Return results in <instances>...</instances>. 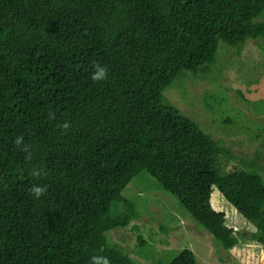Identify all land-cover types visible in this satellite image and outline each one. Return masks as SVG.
I'll return each mask as SVG.
<instances>
[{
    "label": "trees",
    "instance_id": "trees-1",
    "mask_svg": "<svg viewBox=\"0 0 264 264\" xmlns=\"http://www.w3.org/2000/svg\"><path fill=\"white\" fill-rule=\"evenodd\" d=\"M262 15L264 0H0V264H137L107 232L138 218L124 191L142 172L232 250L218 188L264 246L259 152L223 171L230 149L165 95L207 74L221 42L264 37ZM94 62L107 80L92 81ZM33 184L47 185L39 199ZM170 264L200 263L185 248Z\"/></svg>",
    "mask_w": 264,
    "mask_h": 264
},
{
    "label": "rangeland",
    "instance_id": "rangeland-1",
    "mask_svg": "<svg viewBox=\"0 0 264 264\" xmlns=\"http://www.w3.org/2000/svg\"><path fill=\"white\" fill-rule=\"evenodd\" d=\"M258 20L264 22V15ZM165 95L230 149V155L220 157L223 171L246 168L259 152L264 176V37L248 39L241 46L221 42L207 74L177 80ZM124 195L136 203L139 216L107 236L137 264H170L185 248L200 264H264V246L250 239L255 224L239 214L218 188L213 206L225 212L241 242L232 250L224 248L149 173L136 176Z\"/></svg>",
    "mask_w": 264,
    "mask_h": 264
},
{
    "label": "clouds",
    "instance_id": "clouds-1",
    "mask_svg": "<svg viewBox=\"0 0 264 264\" xmlns=\"http://www.w3.org/2000/svg\"><path fill=\"white\" fill-rule=\"evenodd\" d=\"M108 78V68L106 65H102L99 62H94V70L91 75V79L93 82H100L107 80ZM61 127L67 131L71 125L68 122H65ZM14 143L17 147L20 148L21 151H23L25 155L26 160L32 159V151H31V145L24 142L23 136H17L14 140ZM43 169H32V175L39 177L41 175H44ZM30 192L33 195L34 198L39 199L41 196H43L47 192V185H40V184H33L30 188ZM93 264H110V261L106 257H93L92 258Z\"/></svg>",
    "mask_w": 264,
    "mask_h": 264
}]
</instances>
